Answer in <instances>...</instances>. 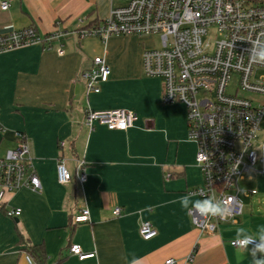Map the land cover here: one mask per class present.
Returning <instances> with one entry per match:
<instances>
[{"label": "crops", "instance_id": "crops-1", "mask_svg": "<svg viewBox=\"0 0 264 264\" xmlns=\"http://www.w3.org/2000/svg\"><path fill=\"white\" fill-rule=\"evenodd\" d=\"M3 2L10 4L6 11ZM116 3L0 0V33L29 27L40 35L57 28L73 33L102 22ZM149 38L112 36L102 42L72 34L51 48L35 44L0 54V159L18 147L16 134L22 133L42 185L41 192L22 188L5 195L0 206V264H31L22 238L44 246L47 264H131L133 253L141 264L168 259L176 264H252L248 252L229 242L241 227L254 235L264 226L261 218L243 212L238 226L204 234L173 203L201 188L204 180L196 163L197 146L189 139L185 106L163 104V79L144 71ZM96 57L104 58L110 77L100 84L99 93L88 94L81 74ZM88 109H124L138 119L127 131L99 123L90 131L84 125ZM60 160L73 176L68 184L58 182ZM78 160L86 162L83 185ZM250 188L264 192V179L258 188ZM86 207L90 222L75 225L74 216ZM117 207L120 216L113 214ZM10 209H21V216L9 218L5 210ZM142 222L153 225L156 237H141ZM73 245L94 257L79 259L70 252Z\"/></svg>", "mask_w": 264, "mask_h": 264}, {"label": "built area", "instance_id": "built-area-1", "mask_svg": "<svg viewBox=\"0 0 264 264\" xmlns=\"http://www.w3.org/2000/svg\"><path fill=\"white\" fill-rule=\"evenodd\" d=\"M116 1L102 22L82 26L73 33L57 28L40 35L35 27L0 33V54L35 44L51 48V44L72 34L102 42L112 36L159 35L161 47L144 51L143 67L148 77L163 79V104L179 103L187 110L189 139L197 146L196 163L204 180L201 188L191 192L201 199L215 195L231 212L227 220L190 217L192 224L204 234L217 233L223 226H238L244 212L242 195L258 193L246 187L247 183L254 175L264 174V142L260 139L264 105H255L246 96L252 93L264 97V64L251 63L248 56V40L264 34V0ZM9 7L8 2L1 4L3 11ZM109 77L110 68L103 57L94 58L92 66L81 74L88 94L99 93L100 84ZM233 85L234 91H230ZM137 119L129 110L88 109L84 125L90 131L95 123L127 131ZM16 136L18 147L0 159V206L7 193L22 188L42 191L26 137L22 133ZM77 176L81 185L86 183L84 160L77 161ZM57 178L60 184L73 179L62 160ZM21 214V209H10L6 215L17 219ZM113 214L120 216L122 209L115 208ZM73 222L89 223V209L83 208ZM139 233L144 240L157 235L150 222H142ZM233 240L229 242L232 247ZM70 252L81 260L94 257L84 255L78 245H73ZM163 264H176V260L168 259Z\"/></svg>", "mask_w": 264, "mask_h": 264}, {"label": "clouds", "instance_id": "clouds-1", "mask_svg": "<svg viewBox=\"0 0 264 264\" xmlns=\"http://www.w3.org/2000/svg\"><path fill=\"white\" fill-rule=\"evenodd\" d=\"M250 48L248 56L251 63L264 64V34L257 36L255 39L248 40ZM165 131V138L167 133ZM155 161V157H150ZM203 191V190H201ZM197 193H186L173 201L178 203L181 209L185 210L190 217H199L207 219L209 217H217L222 220H227L231 215L227 203L223 199L216 198L215 195H205L203 199L193 200L192 197ZM144 210H140L142 214ZM234 247L248 252L251 256L252 264H264V226H260L257 232L253 235L245 228L241 227L236 230V236L232 241ZM249 245H252L249 248ZM131 264H141V260L136 258L133 253Z\"/></svg>", "mask_w": 264, "mask_h": 264}, {"label": "rangeland", "instance_id": "rangeland-1", "mask_svg": "<svg viewBox=\"0 0 264 264\" xmlns=\"http://www.w3.org/2000/svg\"><path fill=\"white\" fill-rule=\"evenodd\" d=\"M149 43L147 46L151 48H160L161 47V38L159 35L152 36L149 38ZM230 91H234V85L229 88ZM249 99L254 101L255 105H264V97L260 95H255L252 93L246 94ZM260 139L264 142V119L261 124ZM253 181L247 183L246 187H256L258 188L261 185L264 175H254ZM242 200L244 204V216H253L259 217L264 221V192L259 191L258 195H252L250 197H245L242 195ZM236 227V226H228Z\"/></svg>", "mask_w": 264, "mask_h": 264}, {"label": "trees", "instance_id": "trees-1", "mask_svg": "<svg viewBox=\"0 0 264 264\" xmlns=\"http://www.w3.org/2000/svg\"><path fill=\"white\" fill-rule=\"evenodd\" d=\"M5 213L7 214V210H5ZM22 243L24 245L23 251L28 255L33 264H47L48 256L43 245H31L24 241L23 238Z\"/></svg>", "mask_w": 264, "mask_h": 264}]
</instances>
